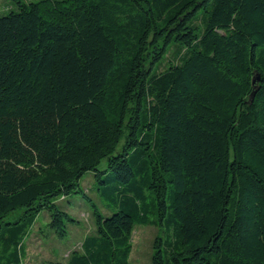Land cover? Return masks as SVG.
Segmentation results:
<instances>
[{
  "label": "trees",
  "instance_id": "16d2710c",
  "mask_svg": "<svg viewBox=\"0 0 264 264\" xmlns=\"http://www.w3.org/2000/svg\"><path fill=\"white\" fill-rule=\"evenodd\" d=\"M12 3L0 264H22L42 212L61 237L78 223L56 201L87 198L88 172L112 214L93 204L95 231L53 264H130L137 223L166 233L152 264H264V0Z\"/></svg>",
  "mask_w": 264,
  "mask_h": 264
},
{
  "label": "rangeland",
  "instance_id": "374dc122",
  "mask_svg": "<svg viewBox=\"0 0 264 264\" xmlns=\"http://www.w3.org/2000/svg\"><path fill=\"white\" fill-rule=\"evenodd\" d=\"M9 7H13L12 0H0V16L7 14ZM104 167L103 162L99 169L103 170ZM101 178L106 180L104 175ZM80 185L87 198L76 194L56 201L57 207L78 223L74 225L67 221V233L61 237L49 226L50 214L47 211L39 214L24 238L25 252L22 264H53L65 261L73 250L80 249L84 237L95 231L93 204L104 217L112 214L111 210L107 211L106 202L99 198L97 189L103 188L104 185L97 183L95 173H86ZM150 218L153 219L154 216ZM159 236L166 238V233L159 227L137 223L131 242L130 264H152L154 241Z\"/></svg>",
  "mask_w": 264,
  "mask_h": 264
},
{
  "label": "water",
  "instance_id": "95a60500",
  "mask_svg": "<svg viewBox=\"0 0 264 264\" xmlns=\"http://www.w3.org/2000/svg\"><path fill=\"white\" fill-rule=\"evenodd\" d=\"M256 81H257V80H253V84H255Z\"/></svg>",
  "mask_w": 264,
  "mask_h": 264
}]
</instances>
